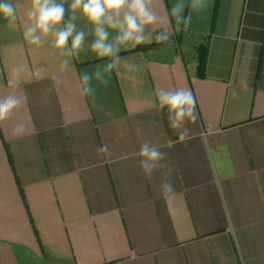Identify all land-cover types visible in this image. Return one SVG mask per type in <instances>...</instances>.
<instances>
[{"label": "crops", "instance_id": "crops-1", "mask_svg": "<svg viewBox=\"0 0 264 264\" xmlns=\"http://www.w3.org/2000/svg\"><path fill=\"white\" fill-rule=\"evenodd\" d=\"M18 2L14 26L0 18V96L13 90L10 79L27 95L0 130V264H264V0L186 8L189 28L173 21L170 38L183 34L193 54L126 46L119 55L139 70L122 63L105 72L93 96H81L80 74L103 71L109 58L91 52L92 26L77 12L84 47L64 71L51 37L43 46L24 39L30 0ZM174 3L157 0L158 11L170 14ZM205 43L199 76L196 48ZM174 87L191 89L199 114L186 142L156 99ZM20 122L27 131L17 138ZM146 140L167 154L172 197L157 194L167 169L149 181L138 166ZM104 143L110 155L97 151Z\"/></svg>", "mask_w": 264, "mask_h": 264}, {"label": "clouds", "instance_id": "clouds-1", "mask_svg": "<svg viewBox=\"0 0 264 264\" xmlns=\"http://www.w3.org/2000/svg\"><path fill=\"white\" fill-rule=\"evenodd\" d=\"M162 5V0H159ZM23 7L18 0H0V18L6 21L7 27L14 26L21 19L20 10ZM205 7V0H176L171 7L170 14L166 5L163 6L164 14L158 11L157 0H71L69 8L71 14L65 20V0L57 3L56 0H30L26 9L27 20L22 22L23 37L32 45L43 46L51 37L53 54H59L66 58L60 61L62 70L70 68L71 58H79L83 50L85 32L77 30L75 21L77 12L92 26L91 35L94 37L90 50L97 58H109L103 66V71L97 70L89 74L84 71L80 74L79 91L81 96H93L95 89L93 79L107 85L104 73L113 70L119 72L121 64L130 71H138L139 66L128 58H122L119 53L126 50V46L136 47L141 44L151 43L153 39L158 43L168 42L171 36V25L175 21L177 30L181 25L186 31L191 24V11L185 15V9L200 11ZM156 25L163 27L153 37L150 29ZM115 36L109 41L111 31ZM71 45L69 47V40ZM9 91L0 96V130H6L9 122L13 120L17 110L23 107L27 101V95L21 94L18 83L11 79L8 81ZM56 90L53 84L47 90L49 93ZM236 93L234 92L233 95ZM158 108L161 112L166 110L169 127L177 133L181 141L190 136L187 124H194L199 119L196 111V101L191 89L186 87L161 88L156 93ZM27 131L26 122L16 123L12 126V135L19 138ZM99 153L111 154L107 143L100 145ZM140 159L138 166L144 177L151 181L154 173L160 169L163 179L157 188V194L161 198L175 195V187L170 179L171 169L165 163L166 153L160 146L151 141H144L140 145Z\"/></svg>", "mask_w": 264, "mask_h": 264}, {"label": "rangeland", "instance_id": "rangeland-1", "mask_svg": "<svg viewBox=\"0 0 264 264\" xmlns=\"http://www.w3.org/2000/svg\"><path fill=\"white\" fill-rule=\"evenodd\" d=\"M156 42V41H155ZM156 49L166 52L173 51H181L187 55H191L194 52L193 43L188 39L184 38L183 36H175L169 39L168 42L165 43H158ZM154 57L164 58L165 55L160 53H151Z\"/></svg>", "mask_w": 264, "mask_h": 264}, {"label": "trees", "instance_id": "trees-1", "mask_svg": "<svg viewBox=\"0 0 264 264\" xmlns=\"http://www.w3.org/2000/svg\"><path fill=\"white\" fill-rule=\"evenodd\" d=\"M183 36V34H177L175 36ZM157 46V42H153L152 44H141L138 45L135 49L132 50V52H144V51H149L152 49H155ZM207 43L205 45H200L196 48V61H197V73L199 76H203V71L205 67V62H206V54H207Z\"/></svg>", "mask_w": 264, "mask_h": 264}]
</instances>
